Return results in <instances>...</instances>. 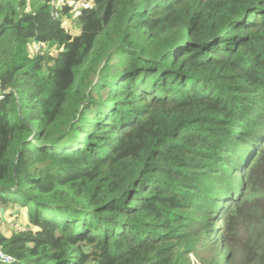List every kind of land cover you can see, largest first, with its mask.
Returning <instances> with one entry per match:
<instances>
[{
  "label": "trees",
  "instance_id": "trees-1",
  "mask_svg": "<svg viewBox=\"0 0 264 264\" xmlns=\"http://www.w3.org/2000/svg\"><path fill=\"white\" fill-rule=\"evenodd\" d=\"M0 94L10 264H264V0H0Z\"/></svg>",
  "mask_w": 264,
  "mask_h": 264
},
{
  "label": "rangeland",
  "instance_id": "rangeland-1",
  "mask_svg": "<svg viewBox=\"0 0 264 264\" xmlns=\"http://www.w3.org/2000/svg\"><path fill=\"white\" fill-rule=\"evenodd\" d=\"M67 2L71 3L72 5H74L75 7H77L79 5V2H77L76 0H66ZM90 4H92L93 0H89ZM78 4V5H77ZM69 20V19H67ZM66 25L68 26L69 30L73 33V34H78L80 32L79 30V26L77 24V13L74 14V17L72 20H69ZM29 224L28 221L25 219L24 214L23 213H18V214H14L11 215L8 213L6 220H4V223L2 225L3 228V232L7 235L12 234L15 230L19 229V228H28ZM192 259L193 262L195 264H202L199 260H196L194 258V255H192ZM205 264H210L209 262H205Z\"/></svg>",
  "mask_w": 264,
  "mask_h": 264
},
{
  "label": "built area",
  "instance_id": "built-area-1",
  "mask_svg": "<svg viewBox=\"0 0 264 264\" xmlns=\"http://www.w3.org/2000/svg\"><path fill=\"white\" fill-rule=\"evenodd\" d=\"M53 6H58L57 3L54 1L52 3ZM91 4H90V1L89 0H80L79 2V6L80 7H89ZM54 16L55 17H59L60 16V13L59 12H56L54 13ZM44 46L41 44V43H35L33 46H32V51L34 53H38L40 52V50H42ZM3 97L1 96L0 94V100L2 99ZM0 261H2V263L4 264H10L12 263V258L6 254L3 253L1 247H0Z\"/></svg>",
  "mask_w": 264,
  "mask_h": 264
},
{
  "label": "crops",
  "instance_id": "crops-1",
  "mask_svg": "<svg viewBox=\"0 0 264 264\" xmlns=\"http://www.w3.org/2000/svg\"><path fill=\"white\" fill-rule=\"evenodd\" d=\"M9 214H10V212H9ZM7 215H8V212H7ZM5 220H6V216H5ZM7 235V234H6ZM8 236V235H7Z\"/></svg>",
  "mask_w": 264,
  "mask_h": 264
}]
</instances>
